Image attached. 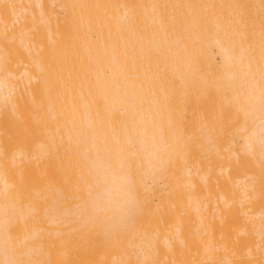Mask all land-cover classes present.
I'll list each match as a JSON object with an SVG mask.
<instances>
[{"label":"bare ground","instance_id":"obj_1","mask_svg":"<svg viewBox=\"0 0 264 264\" xmlns=\"http://www.w3.org/2000/svg\"><path fill=\"white\" fill-rule=\"evenodd\" d=\"M230 1L0 0V264H264V34Z\"/></svg>","mask_w":264,"mask_h":264},{"label":"rangeland","instance_id":"obj_2","mask_svg":"<svg viewBox=\"0 0 264 264\" xmlns=\"http://www.w3.org/2000/svg\"><path fill=\"white\" fill-rule=\"evenodd\" d=\"M229 1H230V0H229ZM248 1H249V0H247V2H248ZM253 1H254V0H250V1H249V2L251 3L250 5L252 6L250 9H251V12L254 11V13L252 12V13L254 14V15L252 14V15H253V20H254V17L257 16V17H255V19H256V21H257L256 24H257V23L259 24V25L257 24V26H258L257 28L260 30V32H259L258 34H261V35H262V34H264V32H263L264 29L262 28V27H264V26H261V25H264V20H262V19H264V11H263V10H264V8H263L264 6H262L263 3H260V2H264V0H262V1L260 0V2H259V0H255L254 2H253ZM230 2H231V1H230ZM232 2H234V1H232ZM244 2H245L247 5H249V2L247 3L246 0H245ZM258 2L260 3V7H259V5H258V4H259ZM255 3H257V5H255ZM253 4H254V6H256V8H254ZM261 4H262V5H261ZM261 7H262V8H261ZM255 9H258V10L255 11ZM260 10L263 11V14H262V11H260ZM258 12H259V13L261 12V16H262L263 18H261L260 14H259ZM255 13H258V15H259L260 18H258V15L255 14ZM257 19H258V20H257ZM259 20H260V22H259ZM254 21H255V20H254ZM261 22H263V23L261 24ZM254 23H255V22H254ZM260 26H261V27H260ZM261 32H262V33H261ZM258 34H256V35H258ZM258 36H260V35H258ZM218 61L220 62V59H219V58H218ZM257 73H260V71L257 72ZM256 75H257V74H256ZM259 77H260V74L258 75V77L256 76V79H257L258 83L261 82V81L259 82V80H261V77H260V79H259ZM262 77H264V75H262ZM254 79H255V77H254ZM262 79H263V78H262ZM263 80H264V79H263ZM263 83H264V82H263ZM208 103H209V104H212V106L218 108V105H217L216 102L213 103V102H210V101H209ZM206 104H207V103H206ZM206 104H205V105H206ZM210 106H211V105H209V107H210ZM212 106H211V107H212ZM204 107H205V106H204ZM206 107L209 108V107H208V104L206 105ZM206 107H205V108H206ZM207 108H206V109H207ZM228 108H229V107H228ZM263 108H264V107H263ZM212 109H213V107H212ZM214 109H215V108H214ZM214 109H213V111H212L211 108H210L211 112H214V111L216 112V110H214ZM207 110H208V109H207ZM229 110H230V109H229ZM251 122H252V121H251ZM256 122H257V123H256ZM256 122L254 123V121H253V123H254V124L252 123L253 126H256V124L258 125V122L260 123V121H257V120H256ZM250 125H251V124H250Z\"/></svg>","mask_w":264,"mask_h":264}]
</instances>
